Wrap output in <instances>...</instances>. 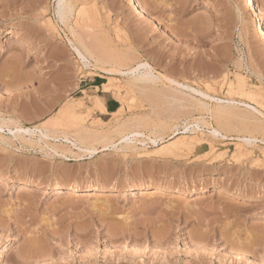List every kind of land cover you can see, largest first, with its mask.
Masks as SVG:
<instances>
[{"label":"rangeland","instance_id":"rangeland-1","mask_svg":"<svg viewBox=\"0 0 264 264\" xmlns=\"http://www.w3.org/2000/svg\"><path fill=\"white\" fill-rule=\"evenodd\" d=\"M57 1L0 0V124L7 123L0 130V264H264L263 130L234 123L221 126L226 139H215L209 130L220 123L199 108L169 106L167 82L149 93L130 90L127 80L85 68L68 41L78 45L76 35L94 34L89 44L104 57L147 61L223 99L255 106L244 91L258 94L264 110V36L257 28L264 15L246 0H140L145 21L130 0H73L77 15L86 13L66 27ZM255 1L264 10V0ZM16 29L32 42L15 39ZM242 75L245 85L230 88ZM65 107L86 115L87 129L113 132L109 142L117 148L96 143L94 156L78 154L62 137L73 138L80 119L66 115L60 128L51 125ZM138 119V132L162 138L157 146H119L118 125ZM188 122L206 127L183 134ZM46 126L59 139L42 140L37 129ZM248 135L259 143L237 140ZM26 182L27 190L15 187ZM69 186L78 191L59 194ZM161 187L189 192H134Z\"/></svg>","mask_w":264,"mask_h":264},{"label":"bare ground","instance_id":"bare-ground-1","mask_svg":"<svg viewBox=\"0 0 264 264\" xmlns=\"http://www.w3.org/2000/svg\"><path fill=\"white\" fill-rule=\"evenodd\" d=\"M130 1H131L132 6L134 5V8L136 9V13L140 16V18L142 16L143 20H145V19L148 20L147 18H149V17L147 14V10L145 9L146 5L144 3H142L140 0H130ZM57 2L58 3H57L56 10H55L56 16L58 17L59 21L63 25H65L66 27L69 25L70 21L74 17L78 16L79 14L86 13V11H84L82 8L81 10L78 11L79 13L77 15V11L75 10L73 0H58ZM246 7L248 9L252 10L255 13V15H257V16H263L264 15L263 8H261L259 5H257L255 0H246ZM51 26H53V24ZM257 26H258L257 28L259 29L260 33L263 34V36H264V19H263V21L261 20L260 24L258 23ZM71 30H72L73 34L76 35V31L73 28ZM12 34H13L15 39H19L23 42H29V43L32 42L31 36L26 31H23L21 29H16V30L12 31ZM85 34H84V36L87 37ZM90 35H94V34H90ZM90 35H89V37L91 38ZM76 37H77L78 45H75L72 41H70V39L68 40L70 42L69 45L71 46L70 48H72V50L75 52L78 60L82 63V65L85 68H93L94 67L104 74L115 77V78H111V79L117 80L116 82H120V80L117 79L118 77L124 79L125 81L127 80L128 84L130 86L129 87L130 90H131V88L137 89V91L140 90V91H138L139 93L142 91L147 92V90L152 89V87L157 83L167 82L170 87H168V89L164 90L163 92L162 91H160V92L158 91V92L159 93L162 92V96L166 100L168 105L175 108L176 110H177V108L178 109L195 108L196 110H198V108H199V110L201 109L206 114L211 116L212 119H215L218 122V125L220 123V128L227 127V130H228L229 126H232L234 123H239L243 127H248L250 125L252 127L253 125H255L256 128L263 130L262 132L264 133V121H263L264 120V110L262 109L263 107H261V108L257 107L260 104V103H258L259 101L256 100L258 94L254 95L251 92H248V91L245 92L244 91V96L246 97V99L251 100L252 103L254 102L253 104L254 105L256 104L257 106L256 105L253 106L251 104V102L247 103L244 101H238L236 99L233 100V98L232 99H229V98L223 99V98L217 97L216 95H212L211 93H209L207 91H203L201 89L194 88L193 86H191L187 83L180 82L179 80L171 78L170 76H169L170 77L169 78L166 76L167 74L165 75V74L157 72L155 70V68L147 61H138L134 65H130V63L132 64V62L134 63L138 59L135 60V59L131 58L132 60H130V59H128L129 56L126 58L125 55H124V58L122 57L119 60L116 59V56L114 57L113 55L110 57L105 55V57H104L103 53H101L102 55L98 54V50L93 49V48L98 47L97 44H96V47L90 46L89 42L93 38H91V39L89 37L88 38H82L80 35H76ZM95 41H97V43L101 42V44H103L102 43L103 41H101V40H100V42H98L99 41L98 38H96ZM99 47L102 48L100 45H99ZM100 48H98V49H100ZM105 48H107V47H105ZM99 51L102 52V49H100ZM112 54H114V53H112ZM106 57H108V58H106ZM131 57H133V56H131ZM242 61L243 60L240 59L237 62V66L239 68H243ZM259 79L261 81H264V78L260 75H259ZM245 83H246L245 78L242 75V77L238 78V80L234 84L230 83L229 85H230V88L233 85H237V87L242 88L245 85ZM104 88H105L104 89L105 92H109L111 87L109 88L108 86H105ZM151 91H153V90H151ZM149 92L150 91H148L147 93H149ZM153 92H155V91H153ZM158 92L156 93V95H158ZM145 94L146 93H144V95ZM162 96H161V98H162ZM263 101H264V99H263ZM210 103H214V106L211 105ZM95 104H96L95 107L100 108L99 110H102L103 112L106 113L105 106L103 105V103L101 102L99 97H96ZM239 105L244 106L245 109H241L239 107ZM70 110L71 109H69L67 107L63 108V110L60 111V113L54 119V121L51 125L54 124L55 127H56V125H57V127L62 126L63 125V124H61L62 123V121H61L62 117L66 116V115H68V118L72 119V120H78L79 121V119H80V121L78 123H81V124L78 125V123H77L78 126L76 127V129L74 131L72 129L73 132L71 134L74 137L73 138L70 137L71 139L68 138V136L66 137V135H65V137H62L63 140L65 139L72 147L75 148V150L77 151L78 154L81 153V155L85 154L88 156H94L96 153L99 152V149H96V147H95L96 143H99V144L104 143V145L102 147L103 151H106L109 148H114V149L117 148L116 147L117 144L112 143L115 135L112 136V135H110V133H113V132H110V133L107 131L104 132V130H101L100 132L99 131L96 132L94 130L92 131L91 129H87L85 125H84L85 127L82 125L83 124V117L84 116L86 117V115H83V114L77 115V114H74L73 112H71ZM88 110H90V109H88ZM88 110H87V113L89 112ZM90 113H91V111H90ZM172 113H174V111ZM257 116H258V118L259 117L262 118L263 120L262 119L261 120L263 122L259 123ZM127 123H129V124L127 125ZM6 124H7L6 122L1 123L0 124V130H3ZM127 126H130V128ZM142 126H143V121L141 119L140 120L139 119L134 120L132 122H125L122 124L120 123L118 125V128H120V130L122 132L120 131L121 133H119V131H118L119 129L116 130V131H118L117 134H120V138H119L120 140H118L119 146L124 145V144H126V147H132V148H133V146L137 148V146H138L137 144H140V145L142 144V146L143 145L147 146L149 144H153V145L157 146L158 142L162 138L159 139L157 134H155L156 136H153L154 133L152 135H147L146 133L138 132L137 129L141 128ZM18 127H19V129H17V130L19 132H23V133L30 132V130H25L20 126H18ZM202 127L203 128L206 127V124L204 123L201 125V122L185 123L184 128H183V131H184L183 134H186L187 132L201 131ZM46 128H47V126H46ZM46 128H43L45 130V132L40 131L39 130L40 128L37 129L38 130L37 133L39 132V136L42 140L47 141L48 139H51V138H53V140L59 139L58 137L56 138V136L58 135L59 132L55 136L54 132H51V131L49 132V129L48 128L46 129ZM127 128L131 129L132 131L126 133L124 130H127ZM220 128H218V129L217 128H212V129L210 128V130H209L210 135L215 139H226L227 135L223 133L224 132V131H222L223 128L222 129H220ZM232 129H234V128H232ZM55 130L57 131L56 128L54 129V131ZM178 130L176 129V131H178ZM61 132H62V130H61ZM62 133H64V132H62ZM20 134H22V133H18L16 135V137L17 138L19 137V139L21 138V140L22 139L26 140V138H24V136H21ZM109 135L111 137H113V138H111L112 139L111 142H109V139H110ZM0 139L4 140V138L1 135H0ZM237 140L239 142H242L244 145L249 146V147H252V146L254 147V145L259 143V141H260V139H258L257 137L251 136V135L240 136V138H237ZM261 142L264 143V139ZM179 143H181V142H179ZM171 144H173V143H171ZM45 145H47V144H45ZM185 145H188V144L185 143ZM51 146H53V145L51 144ZM58 148L59 147H57V148L55 147V149H53V151L56 154H58L57 153ZM63 148H65V147H63ZM167 148H169V147H167ZM186 148H187V146H186ZM66 149H63L62 153L60 152L63 157H66L65 152H67V150L69 148L67 150ZM71 150H73V149H71ZM58 151H60V150H58ZM74 151H69V153L76 154V152H74ZM100 151H101V148H100ZM31 184L32 183H30V182L20 183L15 187H17V189H20V190H27L28 189L27 187L30 186ZM168 190L169 189H167L166 187H161V188H154V189H140L138 191L135 190L134 192H137L136 193L137 195L164 194L165 192H172L173 194H177V193L187 194L189 192L188 188L176 189V190H172V191H168ZM67 191L68 192L69 191H78V188L69 186V187H64V189L58 190V192H61L59 194H65L63 192H67ZM148 192H150V193H148ZM92 193L93 192H88L90 197L95 196V195H91ZM5 249H3V247H0V258H2L3 254L5 253L4 252Z\"/></svg>","mask_w":264,"mask_h":264}]
</instances>
